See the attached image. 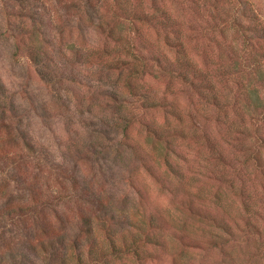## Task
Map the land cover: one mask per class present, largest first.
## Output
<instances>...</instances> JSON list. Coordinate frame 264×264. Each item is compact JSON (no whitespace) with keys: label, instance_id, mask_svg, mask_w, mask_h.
<instances>
[{"label":"clouds","instance_id":"clouds-1","mask_svg":"<svg viewBox=\"0 0 264 264\" xmlns=\"http://www.w3.org/2000/svg\"><path fill=\"white\" fill-rule=\"evenodd\" d=\"M0 264H264V0H0Z\"/></svg>","mask_w":264,"mask_h":264}]
</instances>
